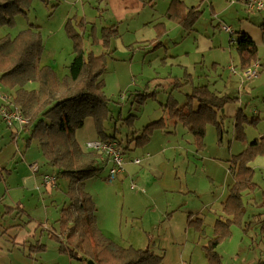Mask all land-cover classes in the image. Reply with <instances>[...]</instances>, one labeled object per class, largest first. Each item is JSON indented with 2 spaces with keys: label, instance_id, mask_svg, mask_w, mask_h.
Instances as JSON below:
<instances>
[{
  "label": "rangeland",
  "instance_id": "obj_1",
  "mask_svg": "<svg viewBox=\"0 0 264 264\" xmlns=\"http://www.w3.org/2000/svg\"><path fill=\"white\" fill-rule=\"evenodd\" d=\"M170 1L28 0L24 11L15 14L11 24L0 25V37H13L31 24L36 26L43 43L40 63L51 66L62 77L67 72L63 66L73 56L72 42L65 32V24L70 21L83 35L85 54L105 57L102 78L105 95L110 99L111 119L104 122V132L123 141L127 136H133L132 130L161 117L168 127L173 128L172 124H168L173 120L162 106L169 92H173L172 97L182 106L186 93L191 90L189 84H177L172 90L175 84L172 82L166 91L161 86L155 87V97L144 94L152 92L153 89H147L153 78L161 77L165 81V78L180 74L179 80L186 74L184 66L170 65V56L188 58L189 63L195 66L196 81L199 78L205 82L209 80L210 87L220 90L234 88L239 98H256L264 104V32L260 25L264 24V0L261 10L248 9L245 0H184L188 7L194 6L192 11L197 14L193 22L186 21L185 24L180 22V18L167 16ZM82 20L83 28H79ZM244 23L253 27L258 42L259 59L251 67L256 75L250 79L243 78V70L239 66H233L235 75L228 68L233 65L230 45L232 48L235 45L231 43V39L234 40L232 32ZM111 26L116 27V33L103 38V28ZM145 26L156 30L158 37L154 41L138 39L148 32ZM224 26L230 31H224ZM28 86L34 87L30 83ZM12 95V89L0 84V168L9 169L13 176L16 171L20 177L34 174L38 188L43 174L56 178L55 186L35 187L28 191L23 206L32 217V222L40 224L37 236L35 239L28 238L27 244L19 247L21 249L12 252L6 248L0 250V264H86L57 251V241L52 238L51 232L59 234L58 219L68 201L66 190L69 180L47 164L36 140L27 145L29 133L24 131L23 125L17 122L7 125L3 120L1 109L14 106ZM233 100L237 101L236 98ZM245 107V113L251 116V108ZM130 114H137L132 129L123 122ZM93 121L89 118L74 134L85 153L93 152L87 148L88 140L98 137ZM256 123L245 124L247 138L245 136L240 140L234 138L235 128L229 119L224 121L220 139L215 126L209 124L203 149L197 150L195 143V148L193 144H184L187 151L181 149L183 158L180 168H177L178 174L173 172L170 175L169 166L165 167L166 179L169 178L175 188L165 190L166 195H158L155 202H151L146 197L154 190L149 185L144 186V196L138 194L141 203L138 208L135 207L138 203L121 200L127 183L122 185L123 181L117 176L108 178V166L98 159L102 168L85 182V190L94 200L96 222L101 232L123 247L141 249L148 246L161 256L158 264H208L205 245L213 234L208 228L206 232L205 229L199 231L189 222L195 217L186 215L189 210L204 208L206 211L201 212L198 218L202 216L205 223L212 222L214 211L227 195L226 184L231 182L227 160L231 154H238L246 148L248 141L254 140L253 134L260 129ZM190 149L193 153L188 152ZM33 164H37V171L32 170ZM249 165L256 187L242 195L246 213L244 219L240 224L233 225L230 237L221 240L216 247L221 264H264V153L253 157ZM131 210L138 211L131 214ZM19 215H22L21 210ZM22 216L24 220H29L26 214ZM35 242L46 245L45 252L34 255L36 262L23 256L28 253V245ZM5 243L0 238V248Z\"/></svg>",
  "mask_w": 264,
  "mask_h": 264
},
{
  "label": "trees",
  "instance_id": "obj_2",
  "mask_svg": "<svg viewBox=\"0 0 264 264\" xmlns=\"http://www.w3.org/2000/svg\"><path fill=\"white\" fill-rule=\"evenodd\" d=\"M27 1L0 0V25L11 24L13 16L24 11ZM193 7H188L183 0H171L167 16L172 19L180 18L182 24L186 21L193 22L197 18V14L192 11ZM82 22L83 20L79 23V28H83ZM35 27L31 24L13 37H0V84L13 90L14 107L27 119L23 128L29 133L27 145L36 140L47 164L54 167L58 175L69 180L66 190L68 201L61 209L58 219L60 231L59 234L52 235L58 243V251L92 264H158L161 256L152 252L148 246L140 249L117 245L97 226L96 206L91 194L85 190V182L96 176L102 168L98 162L100 154L93 150L85 153L74 134L87 118H92L98 140H115L123 153L122 145L126 143L133 142L139 148L148 144L156 129L167 127L166 120L161 117L139 130H132L133 136H127L123 143L117 136L106 134L104 122L111 119V114L110 99L105 95L102 78L105 57L92 53L86 55L83 50V35L68 21L65 32L72 42L73 57L66 67V74L59 78L51 66L40 64L43 43L40 31ZM261 27L264 32V24ZM116 31L114 26L105 27L102 37L114 35ZM232 33L236 35L231 43L236 47L240 68H248L258 60L257 45L245 32ZM189 81L187 77L180 81L176 79L172 90L177 84L183 85ZM28 83L34 87L28 86ZM171 93L169 92L162 107L170 119L180 122L192 135L197 150L203 149L205 145L209 124L215 126L218 137L221 138L226 119L223 108L235 98L227 94L220 95L202 84L192 86L191 91L186 94L185 103L180 106ZM144 94L148 97L155 96L153 92ZM134 117V114H130L123 119L128 128L134 127ZM247 122L252 123L244 109L239 107L234 120L236 139L246 136L244 128ZM260 153H264V137L254 139L228 160L233 183L221 205L220 215L214 221L213 236L205 245L208 264H221L216 247L221 240L230 237L232 226L240 224L244 219L246 213L242 195L256 187L248 163ZM10 208L6 207L5 212ZM189 222L199 231L204 230L202 218ZM262 228L264 230V226ZM26 244L27 242L23 246ZM45 249L44 243H31L26 256L34 257V254Z\"/></svg>",
  "mask_w": 264,
  "mask_h": 264
},
{
  "label": "crops",
  "instance_id": "obj_3",
  "mask_svg": "<svg viewBox=\"0 0 264 264\" xmlns=\"http://www.w3.org/2000/svg\"><path fill=\"white\" fill-rule=\"evenodd\" d=\"M261 24H263V23H260V25ZM145 28H147L148 32H145V34L140 35L138 37V39H141V41H154L156 39V37H158L156 30L149 28V27H146V26H145ZM222 29L226 32H229V31L225 30L224 27ZM236 30L247 33L254 40L256 45L258 46L256 36L253 33L254 32L253 27L251 25L244 23L243 26L233 30V32H237ZM233 36H234V38L236 37V35H234V34H233ZM230 37H232V36H230ZM230 48H231V61H232L233 65H229L228 68H229L230 72L233 75H235L237 73L235 70H232V67L233 66L234 67L235 66L240 67V65H239L240 61H239V56H238L237 51H236V47L234 46V48H232V46L230 45ZM72 57H71V59H72ZM170 58H171L170 65L175 63L176 66H184L186 68V70L184 69L186 71V74L182 75L181 79H183L185 77L190 79V81L188 83H186V84H189L188 87L192 88V86H198V85L206 84L211 90H213L214 92H216L220 95L227 94V95L232 96L233 98L237 99L236 102L233 100L232 101L233 103H227L223 108L224 115L226 116L227 119L232 121L233 125H234V120H235V115H236L237 109L239 107L240 108L244 107L245 109H247L245 106L250 107L251 108V111H250L251 116H249L248 113H246L248 115V119L252 122L250 124L254 125L257 121H259L256 123V125H259V127H260L258 132L253 134V137H254L253 139L264 137V122L261 123L262 121H264V104L262 102H260L256 98L252 99V100H250V99L244 100V98H241V97L239 98L234 93V88H228L225 90L212 88V87H210L209 80H207L205 82V81H203V79L199 78L200 80L196 81V78H195L196 76H194V73L196 72L195 66L192 65L191 63H189L188 58L183 57V56H176V57L170 56ZM258 59H259V57H258ZM69 62H68V64H69ZM213 63H215V62H213ZM259 64L261 65V63H259ZM41 65H44V64H41ZM67 65H64L63 67L66 69ZM179 75H176V76L170 77V78H165L166 79L165 81L161 77L153 78L149 82L150 87L147 90L150 91L151 89H153L152 92L156 93V91H154V88L157 86H161L163 91H166L168 89V86L172 82H175L176 79L178 80ZM58 77L60 78L61 76L58 75ZM175 77H177V78H175ZM181 79H179V81ZM248 79H250V78H248ZM195 82H197V83L195 84ZM147 87H148V85H147ZM188 91H191V90H188ZM185 101H186V96H185ZM134 115H137V114H134ZM88 119L89 118H87L85 120V123ZM168 124H172L173 128L167 126V128H164V129H156L152 133L150 141L144 147H140V148L135 147L133 142L130 144L126 143V144L122 145L123 157H124V167H123V170L116 177V178H118V180L123 181L122 185L125 186V184L127 183V186L125 187V189L123 191L125 194L121 195L122 201L126 202V200H128L127 202L130 204L131 203H138V204H135V207L138 208V206H141L138 194H141L142 196H144V194H145L144 186L149 185V187H152L154 190L153 194H150L148 197H146V199L151 201V202H155L156 197L158 195H166L164 193L165 190H170V189L175 188V186H173L174 183L172 181H170L169 178L166 179L165 175H166L167 171L165 172V167L167 165L169 166L168 171H169L170 175L173 172L178 174L177 168L178 169L180 168L181 159L183 158V153L181 152L182 151L181 149L183 148L184 150L187 151V148H185V146H184L185 143L190 144V145L193 144V146H194V139H193L192 135L187 131V129L181 123L171 121ZM142 127L143 126H140L136 129L139 130ZM207 130H209V129L208 128L206 129V134H207ZM234 138H235V130H234ZM246 138H247V132H246ZM97 139H98V137L92 138V139L88 140V142L94 141ZM121 141H122V143L124 142L123 140H121ZM249 142L250 141H248V144H249ZM125 145L127 146V148H125ZM194 148H195V146H194ZM188 152L193 153L192 149H190V151L188 150ZM195 154L197 155V152ZM231 156H232V154L230 155V157ZM135 158L140 159L139 164L134 163L133 160ZM99 160L103 163V165L108 166L109 162L102 161L101 158H99ZM227 172L229 175H231L230 176L231 182L226 184V186L229 188V186L233 183V177H232V173H231L229 167H227ZM14 173H15V175L13 176V174L11 172H9V169L3 168V167L0 168V238H3V240L6 242L3 246H1L0 250L6 248V250L8 252L9 251L12 252L15 249H21L19 247H22L23 244L28 242V238L35 239V237L37 236V227L40 224L38 222L36 223L35 221L32 222V217L25 210V208L23 206V201L25 200L24 198L27 195L28 191L35 189V187H37V189H41L43 187H47L50 185L55 186L54 182H53V184H47V185H43V184L41 185V183H39V188H38V183H37V180H36V177L34 174L20 177L19 173L17 171ZM175 177L178 178L177 175H175ZM40 178H41V176H40ZM36 183H37V185H36ZM132 183L135 184V187L133 189L130 188V185ZM168 185H170V186H168ZM227 192H228V190H227ZM226 196H225V198H226ZM225 198L223 200H221L220 206L214 211V218H213L212 222H210V223L206 222L205 223L203 221L205 232H206L207 228L210 229V231L212 232V226H213L214 221L217 218V216L220 215L219 211L221 209V205L224 202ZM123 205L124 204H122V210H123ZM210 206L212 207V204H210ZM6 207H11L12 209L10 208L9 211L5 212L4 210H6ZM203 209L204 208H200L198 210H189V212H188L189 214L187 213L186 216H189V217L194 216L195 218H198L201 215V212L206 211ZM20 210H21L22 215L26 214L28 216L29 220L26 221V220H24L25 218L23 219L22 215H19ZM137 211L138 210H135V212H133L131 210L130 213L136 214ZM210 211L212 212L213 210H210ZM201 218L203 220L202 216H201ZM190 220H193V219H189V221ZM186 227H187V220H186ZM51 234L54 235L55 232H51ZM5 238H7V239H5ZM45 250L40 251V253L45 252ZM57 251H58V243H57ZM59 253L68 255L67 253H61V252H59ZM36 254H34V255H36ZM23 256H24V258H26L28 260H33L35 262L37 260L35 257H28L24 254H23ZM71 259L73 260V258H71ZM78 261L85 262L86 264H91L90 261H87L85 259L84 260H78Z\"/></svg>",
  "mask_w": 264,
  "mask_h": 264
},
{
  "label": "built area",
  "instance_id": "obj_4",
  "mask_svg": "<svg viewBox=\"0 0 264 264\" xmlns=\"http://www.w3.org/2000/svg\"><path fill=\"white\" fill-rule=\"evenodd\" d=\"M245 2L247 4L248 9L250 10L252 9L261 10L263 8L262 0H245ZM224 29L227 31L230 30L229 27L227 26H224ZM252 65L248 68L242 69L244 78L248 79L256 75V71H254L251 68ZM232 70H234L233 67ZM1 116L7 125H12L13 122H17L23 126L27 124V119L20 112H18L14 106L13 108L8 106L3 107L1 109ZM87 148L93 151H97L100 154L99 158H101L102 161L109 162L108 175H107L108 178H114L123 170L124 167L123 153L121 151L120 146L115 140L101 141L97 139L94 141H89L87 142ZM133 161L134 163L139 164L140 159L135 158ZM31 168L33 171L38 170L37 164L31 165ZM54 181H55V177L53 175L43 174L41 176V185L52 184ZM134 187L135 184L132 183L130 185V188L133 189Z\"/></svg>",
  "mask_w": 264,
  "mask_h": 264
},
{
  "label": "water",
  "instance_id": "obj_5",
  "mask_svg": "<svg viewBox=\"0 0 264 264\" xmlns=\"http://www.w3.org/2000/svg\"><path fill=\"white\" fill-rule=\"evenodd\" d=\"M91 263V262H90ZM92 264V263H91Z\"/></svg>",
  "mask_w": 264,
  "mask_h": 264
}]
</instances>
